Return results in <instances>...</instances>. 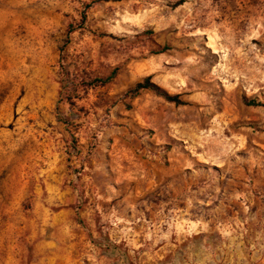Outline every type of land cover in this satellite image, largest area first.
Here are the masks:
<instances>
[{
  "label": "rangeland",
  "instance_id": "obj_1",
  "mask_svg": "<svg viewBox=\"0 0 264 264\" xmlns=\"http://www.w3.org/2000/svg\"><path fill=\"white\" fill-rule=\"evenodd\" d=\"M251 99L264 0H0V264H264Z\"/></svg>",
  "mask_w": 264,
  "mask_h": 264
},
{
  "label": "trees",
  "instance_id": "obj_2",
  "mask_svg": "<svg viewBox=\"0 0 264 264\" xmlns=\"http://www.w3.org/2000/svg\"><path fill=\"white\" fill-rule=\"evenodd\" d=\"M89 7H90V5H87V8H89ZM86 20H87V14L85 12V13H83V16H82V19L80 20V23L77 26L71 25L69 30H68V33L70 34V33L74 32L76 29L84 28ZM67 42H68V40L66 41V43ZM64 49H65V45H63V48H61V57H60V67H61L60 83H61V88H62L61 93H60L61 95L63 94L64 90L68 92L70 90L71 85H73V83L75 81L73 79V71H71L69 68L70 64L67 63L65 55H63ZM167 49H168V47L164 46V47L160 48V50L155 52V53H162V52H165ZM117 75H118V69L116 68L109 75H107L105 77L90 78L89 82H83V84L86 83V84H84V88L86 90H88L91 88L106 86L107 84L112 83L116 79ZM143 91L153 92L159 96L164 97L168 101L175 102L177 104H183L184 103V101L180 99L179 95L169 94L165 89H163L158 84L153 82L151 77H146L144 80L137 82L133 87L129 88L126 91L125 96L128 98H135L138 95H140ZM247 104L252 105V106H264V104L257 99H251V100L247 101Z\"/></svg>",
  "mask_w": 264,
  "mask_h": 264
}]
</instances>
